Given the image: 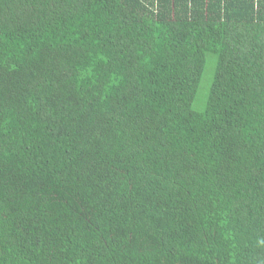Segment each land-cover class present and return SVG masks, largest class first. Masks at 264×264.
Wrapping results in <instances>:
<instances>
[{"label": "trees", "instance_id": "16d2710c", "mask_svg": "<svg viewBox=\"0 0 264 264\" xmlns=\"http://www.w3.org/2000/svg\"><path fill=\"white\" fill-rule=\"evenodd\" d=\"M0 264H264V0H0Z\"/></svg>", "mask_w": 264, "mask_h": 264}, {"label": "rangeland", "instance_id": "374dc122", "mask_svg": "<svg viewBox=\"0 0 264 264\" xmlns=\"http://www.w3.org/2000/svg\"><path fill=\"white\" fill-rule=\"evenodd\" d=\"M212 72H213V59L211 62L207 63L206 65V69H205L203 81H202V84H204L203 89H205L208 86L211 80V77H212ZM205 84H207L206 87H205ZM194 107L201 109L202 103L201 102L199 103L198 99H196L194 102Z\"/></svg>", "mask_w": 264, "mask_h": 264}]
</instances>
